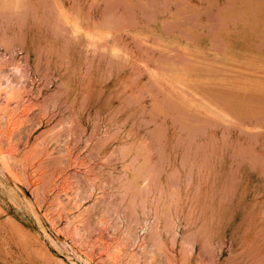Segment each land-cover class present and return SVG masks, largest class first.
<instances>
[{"label": "rangeland", "instance_id": "obj_1", "mask_svg": "<svg viewBox=\"0 0 264 264\" xmlns=\"http://www.w3.org/2000/svg\"><path fill=\"white\" fill-rule=\"evenodd\" d=\"M6 61L35 85L1 146L31 205L55 214L63 185L87 199L79 245L145 246L104 264H264V0H0ZM7 193L0 264H59Z\"/></svg>", "mask_w": 264, "mask_h": 264}, {"label": "bare ground", "instance_id": "obj_2", "mask_svg": "<svg viewBox=\"0 0 264 264\" xmlns=\"http://www.w3.org/2000/svg\"><path fill=\"white\" fill-rule=\"evenodd\" d=\"M22 73L20 66L13 64V62L11 64L7 63L3 69L0 67V117L6 120L7 132L4 134L7 135L8 139L12 135L11 133L25 123L23 120L28 117L29 110L27 109V104L29 103L31 95V92L27 89L29 86L35 85L34 80L30 84L27 83ZM12 75L18 77H16L17 81L12 78ZM1 141L2 139L0 140V184H3L9 190L10 195L7 194L12 201H15L19 205H25L28 213L34 219L41 238L51 243L59 251L54 253L59 264H104L101 261V252L106 253L110 250H115L114 254L117 253L116 256L118 257H123L130 250L132 253H137V249H139L142 250V253H145L144 244L136 243V241L127 249L107 246V242L103 238L94 246L79 245V241L74 240L75 238L71 235L70 231L73 227L75 229L80 228L84 223V208L87 206V199L82 198V195H76L68 185L64 186L62 184L63 186L56 190L58 192L55 204L53 205L56 208L54 211L55 214L51 210H45L41 204V206H38L37 203L31 205L32 199L24 190V180L12 167L11 161L13 159L14 149L11 150L10 147L3 148ZM133 178H135L139 186L142 184V181L139 179V174L131 175L130 179L132 180ZM2 215L5 216L4 218H10V215L5 211L2 212ZM57 216L59 217L56 219ZM64 222L68 225V231L60 227ZM141 231H144V229Z\"/></svg>", "mask_w": 264, "mask_h": 264}]
</instances>
